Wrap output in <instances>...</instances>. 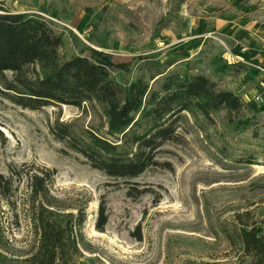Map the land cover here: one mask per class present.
<instances>
[{"label":"rangeland","instance_id":"rangeland-1","mask_svg":"<svg viewBox=\"0 0 264 264\" xmlns=\"http://www.w3.org/2000/svg\"><path fill=\"white\" fill-rule=\"evenodd\" d=\"M0 2L56 23L64 37V59L98 50L127 64L129 72L113 75L120 82L140 75L135 58L154 55L161 63H176L174 69L190 63L221 89L262 109L231 117L218 112L213 122L186 114L179 131L183 142L165 145L158 168L134 180L151 191L134 199L123 181L110 180L78 154H62L63 145L50 134L59 115L62 122L98 126L93 110L64 106L35 112L0 96V172L9 176L11 166L26 163L46 166L58 170L52 193L66 208L91 201L86 250L76 264H258L237 233L249 226L264 235V75L257 72L256 81L248 73L250 64L264 63V0ZM244 54L250 64L235 60ZM245 120L252 122L246 129L240 127ZM102 201L109 221L100 233ZM2 207L6 249L0 251V264H26L34 245L31 229L21 207Z\"/></svg>","mask_w":264,"mask_h":264},{"label":"trees","instance_id":"trees-1","mask_svg":"<svg viewBox=\"0 0 264 264\" xmlns=\"http://www.w3.org/2000/svg\"><path fill=\"white\" fill-rule=\"evenodd\" d=\"M63 45L56 23L0 2V96L35 112L64 106L93 110L100 119L98 126L62 122L59 115L50 134L63 145L62 154H78L110 180L123 181L130 186L127 196L134 199L151 192L138 188L134 180L158 168L165 145L183 142L179 131L186 114L197 113L213 122L222 111L230 117L246 109L262 111L256 102H244L237 92L221 89L217 81L196 73L190 63L174 69L176 63H161L154 55L137 57L140 75L125 84L113 75L129 72L127 64L98 50L64 59ZM242 122L244 129L252 123ZM9 171V176L0 172V209L3 203L22 208L34 239L25 263L76 264L86 250L91 201L69 209L55 198L52 188L58 170L26 163ZM98 213L96 227L102 233L109 221L106 202H101ZM5 234L0 219V251L6 249ZM237 238L245 252L264 264L259 227L243 228Z\"/></svg>","mask_w":264,"mask_h":264},{"label":"crops","instance_id":"crops-1","mask_svg":"<svg viewBox=\"0 0 264 264\" xmlns=\"http://www.w3.org/2000/svg\"><path fill=\"white\" fill-rule=\"evenodd\" d=\"M255 32H257L256 33V35L258 36V35H260L261 33L259 32V31H255ZM253 41H257L256 39L255 40H252V45H254V42ZM264 55V54H263ZM240 57H242L243 59H245L246 61H250V60H248V57H247V55H239ZM254 58V57H253ZM258 62L259 61H256V62H254V64H258ZM231 63V62H230ZM243 68V67H242ZM243 72H245V71H243ZM248 73H252L254 76H250V75H247L248 77L250 76V78H251V80H253V79H255L256 81H259V79H260V75H258L257 74V70L254 68V67H251L250 69H249V72ZM244 75V73H241V75ZM251 80H249V82L251 81Z\"/></svg>","mask_w":264,"mask_h":264},{"label":"built area","instance_id":"built-area-1","mask_svg":"<svg viewBox=\"0 0 264 264\" xmlns=\"http://www.w3.org/2000/svg\"><path fill=\"white\" fill-rule=\"evenodd\" d=\"M234 58H235V60H236L237 62H240V63H243V64H244V63H246V64H250L249 62L245 61V59H243V58L240 57V56H238V57H234ZM250 65H252V66L257 70L258 73L264 75V63H259V65H258V64H250Z\"/></svg>","mask_w":264,"mask_h":264}]
</instances>
